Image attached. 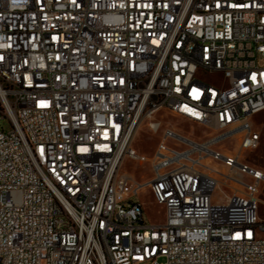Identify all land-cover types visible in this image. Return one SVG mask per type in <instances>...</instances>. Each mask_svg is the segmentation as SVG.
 I'll list each match as a JSON object with an SVG mask.
<instances>
[{
    "label": "built area",
    "instance_id": "obj_1",
    "mask_svg": "<svg viewBox=\"0 0 264 264\" xmlns=\"http://www.w3.org/2000/svg\"><path fill=\"white\" fill-rule=\"evenodd\" d=\"M263 113L264 0H0V264H264Z\"/></svg>",
    "mask_w": 264,
    "mask_h": 264
},
{
    "label": "rangeland",
    "instance_id": "obj_2",
    "mask_svg": "<svg viewBox=\"0 0 264 264\" xmlns=\"http://www.w3.org/2000/svg\"><path fill=\"white\" fill-rule=\"evenodd\" d=\"M164 120L185 137H189L195 141H202L205 139L201 129L186 119L167 115ZM0 128L8 130V121L2 120L0 122ZM256 129L260 131L258 147L254 150L243 152L240 161L251 169L259 171L264 175V113L256 117ZM159 137L160 135H151L148 132L147 125L143 124L135 135L133 148L137 152L150 157L156 148ZM225 149L227 151H232L233 146H227ZM122 170L130 173L138 181H147L151 178V169L148 164L138 166L137 164H132L127 161ZM246 181H248V178H246ZM258 199L260 200L259 217L261 220H264V182H262L258 188ZM135 200H138L143 205L144 221L147 224L155 225L164 222V208L155 204L148 190L142 191Z\"/></svg>",
    "mask_w": 264,
    "mask_h": 264
},
{
    "label": "snow or ice",
    "instance_id": "obj_3",
    "mask_svg": "<svg viewBox=\"0 0 264 264\" xmlns=\"http://www.w3.org/2000/svg\"><path fill=\"white\" fill-rule=\"evenodd\" d=\"M41 106H46V105H44V104H41Z\"/></svg>",
    "mask_w": 264,
    "mask_h": 264
}]
</instances>
